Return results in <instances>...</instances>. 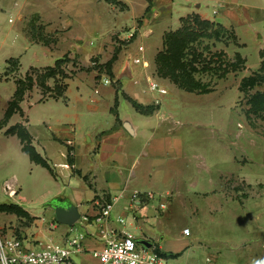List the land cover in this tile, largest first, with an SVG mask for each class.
<instances>
[{
  "label": "crops",
  "instance_id": "0c3cea01",
  "mask_svg": "<svg viewBox=\"0 0 264 264\" xmlns=\"http://www.w3.org/2000/svg\"><path fill=\"white\" fill-rule=\"evenodd\" d=\"M83 1L78 8L85 28L91 22H101L104 16L97 15L96 20L91 16L86 19L89 6L82 4ZM134 1L140 2L143 12L151 7L152 17L157 19V23L146 29L152 19L145 18L141 28L132 26L123 31L124 19L111 20L108 32L118 28L121 39L130 40V32L137 36L134 35L131 48L119 50L109 74L97 81L93 72H77L67 80L63 97L40 100V94L26 95L20 102L22 113H14L0 129L1 193L6 194L5 184L8 181L5 178L9 174L16 191L10 196V203L0 204H14L23 212L21 215L0 212V233L5 237H22L29 245L65 243L70 236H78L83 250L74 255L76 264H100L92 253L102 246V242L96 226L86 222L84 217L92 220L98 212L94 200L107 196L114 199L111 226L134 231L140 235L137 239L150 241L151 247L162 254H178L175 258L161 256L165 264H255L253 246L261 242L257 239L264 240V133L251 125L246 113L239 111L240 84L235 91L223 83L209 92H190L170 82H159L167 89L164 95L149 89L150 81H157L151 70L162 43L153 44L155 49L152 51L147 41L157 25L161 23L162 27L158 28L170 25L176 1ZM185 1L193 2L195 6L189 4L188 8L178 13L175 28L183 17L192 13L211 21L221 16L220 23L231 28L237 43L242 45L234 26L241 23L243 15L251 19L248 12L250 5L243 0ZM210 4L215 17L209 16L202 8V5L209 7ZM40 8L41 0H0V13H8L9 24L8 28L0 29L2 47L5 46L0 49V120L17 89L16 79L4 76L8 60L17 58L20 72L25 74L32 67L52 66L61 57L50 46L32 40L25 31L30 17L41 15ZM131 17L129 20H132ZM156 42L157 39H154L153 43ZM75 44L77 51L94 47L78 33L71 35L67 41L72 52ZM92 52L106 53L101 48ZM236 52L245 60L243 77L248 75L247 71L252 74L259 72L264 62V48L260 49L259 65L255 69L248 66L246 56L238 50ZM75 76L79 77L78 82H72ZM89 77L92 80L87 81ZM231 92H237V97L229 99L227 94ZM146 93L152 95L148 101L144 99ZM128 97L144 107L154 106L155 109L151 113H141ZM158 97L160 103L157 104L155 100ZM116 100L118 118L112 111ZM205 103L211 105L200 106L199 109L207 118L190 117L195 114L196 108L192 104ZM50 104L61 108L60 111L53 116L42 111L31 113L36 105L44 109ZM234 111L238 117L236 127ZM16 124L26 126L33 146L52 170L32 161L23 151L20 138L7 133V129ZM186 125L210 130V162L204 163L203 168L200 163L193 165L189 161L200 155L192 152V156L188 157L185 133L182 131ZM200 137L199 142L204 140V136ZM163 167H170L172 171L162 170ZM166 181L171 182L172 188L156 191ZM239 181L251 188L250 195L243 197L242 202L233 196L241 191L238 186H233ZM185 182L192 186L190 190L210 194L203 196L207 200L203 205L196 204L192 214L209 216L213 221L217 214L225 213L238 225L241 234L223 244L200 241L194 235L196 229L192 228L189 235L184 234L185 228L174 237L155 234V224L165 210L174 205L176 195L182 194L178 186ZM176 191L178 193L174 196ZM137 192H151L153 197L138 203L133 201ZM57 203L76 206L81 214L80 220L72 226L57 222L54 216V205ZM119 218L124 219L123 224L117 221ZM192 235L193 238L189 239ZM261 246L264 248V242Z\"/></svg>",
  "mask_w": 264,
  "mask_h": 264
},
{
  "label": "rangeland",
  "instance_id": "374dc122",
  "mask_svg": "<svg viewBox=\"0 0 264 264\" xmlns=\"http://www.w3.org/2000/svg\"><path fill=\"white\" fill-rule=\"evenodd\" d=\"M97 1L98 3L96 2V0L83 1L82 4H84L85 6H89V10H87L86 12V19L91 16L94 18V20H96L97 15H99L100 17L104 16V18L99 23L91 22L88 24L87 22L86 24H88L89 27L85 28L81 12H79L80 8H78L81 5L82 0H41V15L39 16L36 14L37 17L33 18H31V16L29 22H26L25 31L32 40L41 41L44 44L50 46L55 51V53L56 51H58L57 53L61 54V57H59V59L61 58L63 59V61L61 62L60 72L59 70H57L55 75H53L52 77H47L44 81L45 86L47 87L43 88L39 83L40 80L38 76L44 73V68L47 66L38 68L32 67L27 72H25V74H21L19 60H15L8 66L7 71H5V78L12 77L16 79L17 82L19 80L26 83L30 82L28 78H32V89L27 90L25 96L40 94V100L55 96L58 89L57 86H63L67 82V80L70 77L74 76L77 72H93L95 79L99 81L102 76L109 74V72L111 71L112 64L110 63V65L108 61L113 60L114 56H116L117 58V55L115 54L119 53L120 49L131 48L133 40L135 36H137L134 33L135 36L131 37L130 40H127L121 39L119 37L120 30L118 28L117 30L113 29L108 32L112 22L111 20L124 19L126 23H124V26L121 27L123 31L129 30L132 26L141 28L144 25L143 19L145 18L152 19V22H150L151 25L149 24L150 27H147L146 29L151 28L153 25H155V23H157V19L152 17L153 14L150 10L151 7H149L146 12H143L141 10L142 8H140L139 5L140 2H135L134 0H127L128 2H111L110 0ZM175 1L176 9L173 12V18L169 22L170 25L163 27L165 28L164 30L163 28H158L159 26L162 27L160 25L161 23L157 25L158 27L156 26L153 36L147 41V43L150 45V50L152 51L153 49H155L154 45H159V43H162L159 51L163 49V40L166 33L175 31L182 26H186L187 28L194 26L193 21H186L187 19L185 21H182V19L187 17L192 18L195 15H198L196 13H192L187 17H183L180 20V25L175 28L178 23L176 19L178 17V13H180L184 8H188L189 4L193 3L186 2L185 0ZM243 2L250 5V7L248 8V12L251 19H249L246 15H243L241 17V23H236L234 26L235 32H237L239 41L242 43V45L237 43V40L234 39V33L231 28L225 27V32V30L220 29L216 26L203 32L198 31L200 36L191 44L193 48H195L202 54V57L198 59V61L194 64L197 71L193 73L194 78L198 81L199 84V88L197 89L198 91H211L214 90L215 87L223 83L227 86V88L229 87L230 89H234V91L238 89V86L243 78V74H245L243 70L245 65H237V69H233L231 63L237 61V50L242 55L247 57V64L249 67L255 69V66L257 67V65H259L260 49L264 48V44L263 46H261V43H264L262 42L264 39V0H243ZM84 5H82L81 10L85 9ZM193 6H195V3H193ZM202 8L207 11L209 16L215 17L212 13V10L214 8L211 6V4L209 7L202 5ZM6 14L8 13H0V29L2 30L8 28L9 26ZM77 16L78 18H76ZM130 16H132V20H129ZM67 20H70L71 23H73H68ZM216 21L219 23L222 22L221 16H217L215 21L212 22L215 23ZM130 23L132 25H130ZM69 24L71 26H69ZM151 32L150 34H152ZM76 33L83 35L88 41V44L94 46L92 47V49H87L91 50V52H88L86 49L77 51V49L75 48L76 44L74 45L73 52L68 48L67 41L69 40V37ZM102 38L105 39L101 40ZM154 39H157L156 43H153ZM4 47H2V39L0 38V49L2 50ZM97 48H101L106 53L102 52L101 54H98L92 52ZM28 53L29 52L26 53L27 56ZM188 58H190V56H188ZM105 60L106 62H103ZM151 71L153 73L152 75L154 79H156L158 82H161L163 84H168L166 82L173 83L168 78L158 76L156 56L155 61L152 64ZM255 73L258 72H254L253 74ZM246 74H248L247 76H250L252 75V72L247 71ZM259 75L264 78V69L260 72ZM78 79L79 77L75 76L72 78V82H78ZM90 80H92L91 77L87 79V81ZM222 80L225 81L220 82ZM255 92L264 93V80L262 81V83L257 84L251 89L239 91V100H237V105L240 107L239 111L247 114L248 120L251 125H253L254 128L259 129L260 132L264 133V111H261L259 113L254 112L252 109H250L251 107L248 101L250 96ZM235 94L238 95L237 92L228 93L227 97L229 99H233V97L236 96ZM145 97L146 98L144 99L148 101L152 98V95L150 93H146ZM124 104L126 105L127 103ZM59 105L63 106L61 104ZM207 105L211 104H192V106L196 108H194L195 114L190 115V117H199L200 119L207 118L202 113V109H199L200 106L202 107ZM60 109L61 108H59L58 106L56 107L55 105L51 104L47 105V107L44 109H42L41 106L36 105L31 110V113L42 111L45 113V115L53 116L57 114ZM122 109L124 110V107ZM1 113L2 112L0 109V115ZM234 119L236 127L238 117L237 114H235V111ZM182 131L185 133V144L187 147L188 157L190 158V156H192V152L200 155V157H198L197 159L190 158L189 161L191 160V164L196 165L197 163H200L201 168H203L204 163L209 164L210 157L208 154V150L210 148L211 142L210 130L208 128H201L198 126L195 127L194 125H186L182 128ZM200 136H204V140H202L201 142L198 141V137ZM193 149L194 151H191ZM162 170L172 171L170 167H163ZM9 175L6 176L5 181L12 180V177ZM170 183L171 182L169 181L163 182L162 185L158 186L156 191H162L172 188ZM233 186H238L241 189L240 192L233 194L235 199H237L238 201L242 202L243 197L245 198L246 196L250 195L251 188L247 187L246 184H243L239 181L238 185L237 183H235V185L233 184ZM178 187V191H180L182 194L180 196H177L176 194L178 192H174V196L176 195L174 200L176 202L174 203V205L165 210L164 215L160 218V221L155 224V234L157 233L158 235H160V237L164 235L174 237L179 235V233L182 232L184 228H189L190 230L192 228L193 230L196 229V233L194 235H197L200 241L219 242L221 244H223L227 239L233 238L234 236L236 237L241 234V231H238L240 230L238 228V225H235V222H233L230 216L225 213L223 215L217 214V218L213 221L210 220L209 216H204L202 214L198 215L197 213L192 214L196 204H204V200L206 198H203V196H210L209 192L208 194H205L204 192H202V190L200 192H198V190H190L192 186L187 182H185L184 184H179ZM6 194L4 195L3 193H1L0 188V203H10L12 201L10 196L8 197V194ZM167 201L168 200L166 199L165 202L167 203ZM127 227L131 228L129 225H127ZM0 235L2 234L0 233ZM194 235H192L189 239L193 238ZM136 237L138 238L140 237V235L136 234ZM257 241L261 242L255 243L253 246V255L255 257L254 263L264 264V248L261 246L264 240L257 239Z\"/></svg>",
  "mask_w": 264,
  "mask_h": 264
},
{
  "label": "trees",
  "instance_id": "16d2710c",
  "mask_svg": "<svg viewBox=\"0 0 264 264\" xmlns=\"http://www.w3.org/2000/svg\"><path fill=\"white\" fill-rule=\"evenodd\" d=\"M111 2H119L118 0H110ZM187 19V20H186ZM193 21L194 26L187 28L186 26H182L181 28L171 31L165 34L163 40V49L160 50L156 55V64H157V74L160 77L168 78L172 81L177 87L190 91V92H202L198 91L199 88L198 81L194 78L193 73L196 72V67L194 64L202 57V54L198 52L191 44L200 36L198 31H205L213 27H219L220 29L225 30V26L221 23H214L207 19H202L199 15H195L194 17L183 18L182 21ZM234 39H236L235 34ZM117 55V54H115ZM190 56V58H188ZM116 59V56L113 57V60H109L108 63L112 64V62ZM18 60L17 58H12L8 60V66L12 64L13 61ZM236 62L231 63L234 70L237 69V65L244 66L245 60L238 53L236 55ZM63 59H57L53 66H47L44 68V73L39 75L38 78L40 80V84L43 88L45 86V79L47 77H52L56 74L57 70L60 72L61 62ZM110 64V65H111ZM8 69V67H7ZM264 69V62L261 65V68L258 73L252 74L250 76H245L242 78L240 82V90L251 89L255 87L257 84L262 83L264 78L260 76V72ZM7 71V70H6ZM67 77V76H64ZM30 82H17V89L14 93L13 98L9 102V105L5 111L4 117L0 120V129L3 128L8 119L16 112L22 113L20 102L24 99L25 93L27 90H31L33 86V79L28 78ZM67 84L65 83L63 86H57V92L55 96H51L53 98L63 97ZM209 92V91H207ZM128 100L132 103L136 110L141 113H151L155 107L148 106L144 107L139 104L132 98L128 97ZM250 109L254 112L259 113L264 111V93L255 92L249 98ZM113 113L117 116V100L115 102V106L112 109ZM7 133L16 134L22 143L23 151H25L30 159L42 166L52 170L49 163L44 159L35 149L32 144L31 135L29 134L26 126L23 124H16L7 129ZM0 212H11L16 213L18 215L23 214V212L14 204H0ZM156 251L163 257L175 258L178 254H162L157 249Z\"/></svg>",
  "mask_w": 264,
  "mask_h": 264
},
{
  "label": "built area",
  "instance_id": "2783aa9c",
  "mask_svg": "<svg viewBox=\"0 0 264 264\" xmlns=\"http://www.w3.org/2000/svg\"><path fill=\"white\" fill-rule=\"evenodd\" d=\"M133 36L134 32H130L128 38ZM149 89L159 95L167 93V89L157 81H150ZM155 103H160V97L156 98ZM5 190L9 196H13L16 192L14 183L6 182ZM152 197L151 192H137L133 195V201L140 203L144 198ZM94 204L98 208L97 214L92 220L88 217H84V220L97 228L102 246L92 254L100 264H165L156 249L139 244L133 232L111 226L113 198L99 196ZM117 221L124 223L123 218ZM183 232L189 235L190 229L185 228ZM79 239L78 236H70L65 243L29 245L22 237L0 235V264H76L74 255L83 250ZM207 261L210 262V259Z\"/></svg>",
  "mask_w": 264,
  "mask_h": 264
},
{
  "label": "water",
  "instance_id": "95a60500",
  "mask_svg": "<svg viewBox=\"0 0 264 264\" xmlns=\"http://www.w3.org/2000/svg\"><path fill=\"white\" fill-rule=\"evenodd\" d=\"M54 216L57 222L69 226L74 225L81 218V214L79 213V210L76 206L74 205L66 206L59 203L54 205ZM137 242L139 244H142L146 248H149L152 245L150 241L145 240L143 238L137 239Z\"/></svg>",
  "mask_w": 264,
  "mask_h": 264
}]
</instances>
